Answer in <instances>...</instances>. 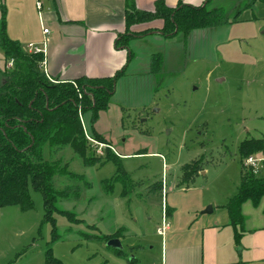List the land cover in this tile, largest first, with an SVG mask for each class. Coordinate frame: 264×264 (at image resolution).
I'll list each match as a JSON object with an SVG mask.
<instances>
[{"label": "rangeland", "instance_id": "obj_1", "mask_svg": "<svg viewBox=\"0 0 264 264\" xmlns=\"http://www.w3.org/2000/svg\"><path fill=\"white\" fill-rule=\"evenodd\" d=\"M220 5L233 17L242 14L229 26L191 31L171 46H159L166 44L159 39L137 44L142 52H163L166 61L162 70L150 69L148 79L129 74L119 81L111 108L97 121L113 147L94 136L92 113L80 112L88 155L104 159L117 149L119 161L87 166L69 146L45 147L58 170L54 188L63 193L56 204L74 212L77 222L58 212L46 219L44 197L30 186L32 208H0V264H45L49 246L64 264H130L133 257V264H162L170 246L157 232L164 200L182 219L187 209L199 206L202 213L211 201L236 194L242 166L262 176L261 168L242 164L238 147L246 137H264V0H212L210 7ZM7 63L4 80L16 67L13 59ZM89 138L106 144L103 154ZM198 159L203 170L194 183L181 185L183 166ZM106 234L121 237L124 256L100 238Z\"/></svg>", "mask_w": 264, "mask_h": 264}, {"label": "trees", "instance_id": "obj_2", "mask_svg": "<svg viewBox=\"0 0 264 264\" xmlns=\"http://www.w3.org/2000/svg\"><path fill=\"white\" fill-rule=\"evenodd\" d=\"M212 0H205L200 6L179 3L176 7L168 6L164 0H158L153 11L128 8L126 20L128 28L141 22L163 19L160 30L133 33L129 30L117 40V47L127 48L131 37L159 31L165 38H174L179 33L188 35L196 29L214 28L232 24L242 14L231 16L224 5L210 7ZM0 48L6 60L15 61L13 72L0 84V208L19 205L23 209L33 206L30 186L42 193L45 204V217L54 220V213L67 216L77 222L76 214L58 207L56 201L61 191L54 188L53 177L57 173L54 163L46 160L45 147L57 145L69 146L78 154L87 166L108 160L119 161V156L108 149L104 159L93 154L88 155L87 141L83 136L80 112H91L93 134L97 140L107 143L106 139L94 128L100 112L106 110L115 93L116 84L125 73V68L109 77L82 76L75 80H59L45 74L40 69L44 60L43 53H31L24 50L18 41L7 36L4 29L0 32ZM163 55L156 52L151 56V70H161ZM264 149V137H246L238 147L241 161ZM102 160V161H101ZM202 160L198 159L183 166L181 185L194 183L202 171ZM119 176L104 181H117ZM112 182V183H113ZM106 191L107 193L113 192ZM67 197V196H66ZM264 198V173L256 176L242 166L240 184L226 208L231 223L243 229L244 215L242 206L251 201L259 206ZM239 232V231H238ZM112 234L101 235L108 242ZM86 236V235H85ZM87 237V236H86ZM118 237V236H117ZM61 238L57 229L53 231V240ZM117 254L124 256L123 249ZM132 259L135 260L133 257ZM130 264H133V260ZM45 264H64L54 256L52 246L46 251Z\"/></svg>", "mask_w": 264, "mask_h": 264}, {"label": "crops", "instance_id": "obj_3", "mask_svg": "<svg viewBox=\"0 0 264 264\" xmlns=\"http://www.w3.org/2000/svg\"><path fill=\"white\" fill-rule=\"evenodd\" d=\"M157 1L41 0L42 5L39 8L37 0H0V28L4 29L8 37L18 41L24 50L29 51L31 43L44 48L48 75L59 80H75L82 76L109 77L125 68V73L118 80L115 93L110 100L108 108H111L117 85L125 76L134 74L142 79L152 77L151 56L156 52L152 47L142 52L137 44L146 39H153L166 42L160 43L159 46H171L172 41L187 37L181 32L174 38L167 39L159 31H155L131 37L127 48L117 47V40L128 30L139 33L163 28V19L135 23L129 28L127 26L128 8L134 6L138 10L153 11ZM164 1L170 7H176L179 3L200 6L205 2V0ZM225 26L229 25L219 27ZM44 27L50 29V41L46 45ZM198 30L202 29L193 30L189 35ZM160 53L163 55L162 70L166 56L163 52ZM6 66L8 63L0 48L1 82L4 81ZM97 121L94 124L95 130L106 139V144L113 147L109 133L101 129ZM115 154L121 157L117 149ZM161 190L165 194L163 183ZM232 196L227 197L222 203L211 201L209 204H212L213 210L210 213L204 212L206 209L200 213L199 206L187 209L186 218L182 219L176 216L179 213L176 207L169 204L165 207L164 200L163 207L171 221L166 231V242L169 241L170 246L165 249L162 264H264V200L259 206H254L251 201L243 204L242 213L245 221L243 229L238 230L231 223L226 208ZM248 202H251L253 208L247 212L245 206ZM182 222L186 224L183 228L180 227ZM119 229L126 231L125 227Z\"/></svg>", "mask_w": 264, "mask_h": 264}, {"label": "built area", "instance_id": "obj_4", "mask_svg": "<svg viewBox=\"0 0 264 264\" xmlns=\"http://www.w3.org/2000/svg\"><path fill=\"white\" fill-rule=\"evenodd\" d=\"M37 4H38V7L41 8V5H42L41 0H37ZM43 33L45 36L44 37V44L46 45L50 41V38H49L50 29L44 27ZM28 50L32 53H43L44 55H46V50L44 48H41V47H39L33 43L29 44ZM43 62H44L43 65H44L46 74L48 75V71H47V67H46V61L44 60ZM89 139L92 142H94L96 145H99V147L97 148L98 152H99V154H103L102 148L106 147V144L100 143V142H98L92 138H89ZM242 164L247 168L248 167L251 169L253 168L255 172H257L259 170V168H261L262 169L261 171L264 172V149L262 151H260V153H258V154H251V155L245 157L242 160ZM167 220H168V217L166 215V209H163L162 224L157 228L158 234H160L163 237L166 235V231L169 228V222Z\"/></svg>", "mask_w": 264, "mask_h": 264}, {"label": "water", "instance_id": "obj_5", "mask_svg": "<svg viewBox=\"0 0 264 264\" xmlns=\"http://www.w3.org/2000/svg\"><path fill=\"white\" fill-rule=\"evenodd\" d=\"M212 210V206H208V208L204 212L210 213L212 212ZM107 244L113 248L122 249V243L119 238H112L107 242Z\"/></svg>", "mask_w": 264, "mask_h": 264}]
</instances>
